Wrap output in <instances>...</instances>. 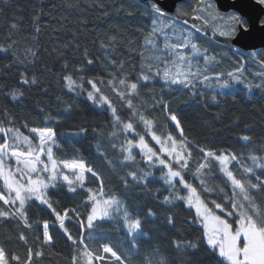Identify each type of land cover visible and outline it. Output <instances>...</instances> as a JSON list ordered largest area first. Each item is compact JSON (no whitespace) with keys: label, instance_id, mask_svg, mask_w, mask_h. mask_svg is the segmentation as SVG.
<instances>
[{"label":"trees","instance_id":"16d2710c","mask_svg":"<svg viewBox=\"0 0 264 264\" xmlns=\"http://www.w3.org/2000/svg\"><path fill=\"white\" fill-rule=\"evenodd\" d=\"M192 12L193 5L187 6L173 22L154 13L151 1L0 0V127H13L24 135H31L32 128L50 127L55 133L53 153L57 161L82 160L98 173L99 179L85 173L84 186L78 185L74 193L68 191L65 182L59 183L56 189H49L50 200L61 214L66 208L76 209L84 219V227L76 212H71L65 220L67 231L77 242L83 240L93 251L109 244L121 255L124 264H147V257L157 261L163 258L166 264H217L219 257L214 258L207 247L194 210L183 201L175 200L168 185L159 179L165 172L163 168L147 163L135 148L136 160L124 161L125 153L120 148L126 146L125 133L113 127L111 111L91 103L87 91L80 95L69 92L64 77L71 75L87 90H91L87 81L93 79L127 122L131 115L129 109L113 91L109 80L115 85L119 78L134 82L142 71L145 73L144 58L150 53L147 41L153 36L154 19L165 23L162 35L155 34L158 44L164 41L163 33H167L168 40L177 38L185 43V22L190 24ZM188 31L189 40L197 43L200 53L214 59L213 70L220 77L240 71L250 78L253 70L259 72L260 86L252 93L238 89L218 95L195 82L189 87L170 88L147 83L133 102L146 115L150 113L148 119L154 122L158 135L167 136L171 132L180 139L179 131L170 123V114L177 116L186 138L194 146L195 158L190 162L193 170L202 162L199 147H204L235 153L238 160L232 161L230 168L235 174L244 175L243 168L253 166L251 155L264 159V49L235 52L228 41L213 38L205 29L200 30L205 35L190 26ZM88 58L93 60L91 65L87 64ZM120 65H123L122 71ZM81 72L85 74L83 80ZM23 79L28 83H22ZM14 92L16 99L12 97ZM136 127L145 135L149 146L159 153L138 118ZM127 135L132 138L134 134ZM244 135L251 138L247 144L241 139ZM211 163L216 167L211 172L204 170L207 173L204 178L214 186L219 183L216 177L223 174L215 161ZM254 170L264 175V169ZM146 171L152 173L146 183L129 176L130 172L143 175ZM63 172L72 177L67 170ZM186 175L193 180L192 172ZM252 179L255 181V177ZM195 185H199L198 180ZM90 193L97 198L114 196L133 216L141 218L143 235L136 249L129 251L122 225L116 220L105 221L103 227L87 228ZM203 195L208 197L209 204L213 198L224 203L223 194L218 192ZM165 196L172 197L170 202L165 201ZM30 203L33 206L27 216L31 227H26L20 219L0 218V247L6 249L9 257L20 258L11 264H25L29 249L41 253L39 257L33 255L31 264H72L76 245L68 240L51 209L34 201ZM212 209L235 226L236 215L229 219L226 212H220L214 205ZM149 210L152 215H148ZM231 210L228 204L227 211ZM45 221L53 236L51 244L44 241ZM21 233L26 241L19 239ZM190 243L196 247L187 246ZM79 247L82 249L84 244ZM100 251L105 259L94 264H119Z\"/></svg>","mask_w":264,"mask_h":264},{"label":"snow or ice","instance_id":"6c2138e0","mask_svg":"<svg viewBox=\"0 0 264 264\" xmlns=\"http://www.w3.org/2000/svg\"><path fill=\"white\" fill-rule=\"evenodd\" d=\"M236 3H239V0H236ZM255 3L264 7V0H255ZM208 6L211 7V5ZM233 7H235V4H233ZM152 10L159 16L165 15L162 5L158 6L155 2L152 3ZM228 19L231 24L226 31L220 32V35L240 41L241 47L249 46L248 38L253 33L258 32L264 35V13L253 16L243 11H235L228 16ZM153 24H156L155 19ZM159 31L154 27L152 34ZM196 31L199 32L200 29L197 28ZM163 39L165 48L161 51L168 58L162 62L164 63L163 71H161L159 65H153L149 61L148 73L145 74L142 71L137 81L133 82L127 80V78H119L118 85H115L112 80H109V85L112 86L113 91L125 102L126 107L129 109L131 115L127 122L121 118L110 98L103 94L101 88L93 79L87 81V84L91 85V90H87L71 75H67L64 77L67 89L69 92H75L76 95L87 91V98L93 104L100 108L107 106L105 110H111L114 121L113 127L116 131H119L122 126L125 133L126 146L121 145L120 148L121 152L125 153L124 161L136 160L137 157L133 153V149L136 148L139 149L140 154L147 163L155 165L158 161L159 165L167 170L162 179L168 185V191L171 192L175 200L183 201L186 206L195 208L196 216L203 225L204 240L207 247L214 254V258L219 257L217 264H264V199H261V197H264V175L257 174L254 170L255 168L264 169V159L251 155L250 159L253 166L244 167V175H237L229 166L232 161L238 160L235 153L217 152L211 148L199 147L202 162L193 170L190 162L195 158L194 146L186 138L177 116L170 114V120L175 124L176 130L179 131L180 139L174 137L171 132L167 136L158 135L154 128V122L148 119L150 113L146 115L133 102V98L139 95L140 88L145 86L153 76L160 77L168 85L182 84L184 87H189L192 84L191 77L196 76L200 71L197 69V72H192L193 61L184 54L175 51L176 49H184L187 44H190L191 55L193 57L199 56L201 54L196 42L188 40L186 37L185 44L169 43L167 33H163ZM147 43L150 46H156L151 39ZM168 49H171L172 52L169 53ZM172 55H175L176 59H170ZM157 59L159 60V57ZM202 59L207 65L213 58L204 54ZM92 63L93 60L88 58L87 64L91 65ZM168 63L172 64L175 71L167 67ZM185 65H187V70H185ZM120 70H123V65H120ZM84 75L81 72V80H83ZM228 76L232 78L233 82H240L233 73H228ZM215 78L219 80L220 76L217 75ZM115 79H117V76L114 74L113 80ZM208 80L209 77L205 75L201 83ZM22 83L27 84V79H23ZM32 83H35V80ZM231 87L232 84L229 81L220 84L221 89H230ZM249 91H251L250 88ZM222 94L223 92L218 93V95ZM12 97L16 99L17 93L14 92ZM213 100H215V96H213ZM165 107L167 106L165 105ZM137 118L144 125L147 134L151 136V140L159 146V153L149 146L145 135L138 132L136 127ZM31 132L38 137V145L34 146L33 140L26 135H22L19 129L0 127V202L3 205V207H0V218L5 220L20 219L26 227H31L28 223L27 211L33 206L30 203L31 201L38 202L51 209L56 220L59 221V227L64 229L68 240L76 245L75 254L72 256V264H94L95 261H103L105 255H101L100 250L107 256L114 258L119 264H124L121 255L109 244H102L100 250L93 251L83 240L77 242L71 233L67 231L65 220L69 218L71 212H76L77 219L81 221V227H84V219L79 216L76 209L69 210L66 208L61 214L50 200L51 193L49 189H56L58 180L62 179L68 186V191L74 193L78 185L80 187L84 186L85 173H91L92 176L99 179L98 173L82 160L57 161L52 148V144L56 143L52 128H32ZM129 133L134 134L132 138H128L127 134ZM113 134L115 135V132ZM136 136L139 137L138 140ZM241 139L246 144L251 140L247 135L242 136ZM20 144L26 146V151L20 150L18 147ZM162 156L167 157V160L163 159ZM44 157L46 159H43ZM12 161H14V164ZM212 161L218 164L220 172L223 174L222 177H216L219 183L214 186H210L209 181L204 178L207 174L204 170L211 172L216 167L211 163ZM65 169L72 174V177L62 174ZM188 172H192L193 180L187 179L186 174ZM151 175L152 173L147 171L143 175H138L136 172L129 173L133 180L145 183ZM252 177H255V181ZM196 180L199 181V185L194 186ZM127 183L128 181L125 179V184ZM214 192L223 194L225 198L223 204L216 198L211 200V204L207 203L208 197L204 196L203 193ZM172 197L165 196V201L170 202ZM88 199L91 201V209L86 218L87 228L103 227L105 221L116 220L122 225V232L125 235L129 251L136 249L139 239L143 235V221L141 218L133 216L114 196L97 199L95 194L90 193ZM228 204H231V211H227ZM212 205L220 212H226L228 216L238 214L239 218L236 220L238 227L233 228L230 222L221 219L213 211ZM148 215H152L151 210H149ZM171 222L170 218L169 223ZM43 228L44 241L51 244L53 236L49 232L48 221L44 222ZM90 238L94 237L90 236ZM19 239L26 241L23 233L20 234ZM80 244H84L82 249L79 247ZM187 246L196 247L195 244L191 243ZM177 247L179 248L180 245L178 244ZM33 255L39 257L41 253L29 249L25 264H31ZM146 259L147 264H166L163 258L158 261L153 257H147ZM11 261L19 262L20 258L16 255L9 257L6 249L0 247V264H11Z\"/></svg>","mask_w":264,"mask_h":264},{"label":"rangeland","instance_id":"374dc122","mask_svg":"<svg viewBox=\"0 0 264 264\" xmlns=\"http://www.w3.org/2000/svg\"><path fill=\"white\" fill-rule=\"evenodd\" d=\"M211 17H212V19H214L216 17V14L215 13H212L211 14ZM155 20H156V24H154V26L152 27V30H153L154 27L157 28L158 30H160L159 31V34L161 36L162 35L161 30H163L165 28V23L162 20H160L159 18H157ZM213 26H216V25H213ZM216 32L218 33L219 31L217 30ZM151 40L154 41V43H155L156 46H150L151 47L150 53L145 55V58H144V60H145L144 65L146 66L145 74H147L148 71H149V65H148V62L149 61H151L153 65H159L161 71H163L164 63H162V62L163 61H166L168 59L165 56V53L163 51H161L162 49L165 48V42L163 41V42H161V43L158 44L157 43V37L155 36V34H153ZM188 40H189V38H188ZM168 42L169 43H177V44H185L186 43V41H184L185 43H183L182 41L180 42L177 38H175V39L174 38H170V40H168ZM175 51L177 53L184 54L188 59H191L193 61L192 66H191L192 72H197V69L200 70L199 73L196 76H192L191 77L192 84H193V82L199 83L201 85L202 89L208 90L209 92H211L213 94L220 93V92H223V94L233 93V92H235L238 89H244L246 92L252 93V91H253L254 88H257V86H260L261 81H259V76H260L259 75V72L255 73V71L250 70V74H252V75L249 78V75L247 73L240 72V71H235V73H233V75L239 79V81H240L239 83L233 82L232 81V78L229 77L228 74L225 75L224 77H220V79L217 80L215 77L217 75H219V74L216 73V72H214V70H213L214 68H216V62L214 61V59H212L211 62L206 65L205 62H204V60L202 59V56L205 53H200L201 55L193 57L191 55V51L192 50H191V45L190 44H187V46L184 49H176ZM155 52L162 59L158 60L156 58V56L154 57V55H155L154 53ZM168 52L170 53V52H172V50L171 49H168ZM170 59H173L174 60V59H176V56L175 55H172L170 57ZM167 67L170 68V69H172L173 71H175V69L173 68V66H172L171 63H168L167 64ZM185 70H187V65H185ZM205 75L209 77V80L208 81H204L203 83H201V81L203 80V77ZM224 81H229L232 84V87L230 89H221L220 88V84L223 83ZM147 83L163 84L164 86H166L168 88H170L172 86H183L182 84L181 85H168V84H165L163 82V80L160 77H157V76H153L152 79H150ZM249 88L251 89V91H249ZM91 103H93V102L91 101ZM106 107L107 106H105V108ZM120 129L123 130L122 126L120 127ZM22 135H24V134H22ZM26 136L30 137L33 140L34 146L35 145H38L39 139H38V137L36 136L35 133L32 132L31 135H26ZM150 139H151V136H150ZM152 142L154 143L155 146H157L159 148V146L156 145L154 141H152ZM18 147L20 148V150L26 151V146L24 144H20V145H18ZM54 147H55V144H52V148H54ZM137 150L139 151V149H137ZM162 158L165 159V160H167V157H163L162 156ZM43 159H46V157H44ZM12 163L14 164V161H12ZM155 166L162 167L163 168V166L159 165L158 161L156 162ZM163 170L165 172L167 171L166 169H163ZM62 174H64V172ZM45 175H47V174H45ZM159 179L163 181L162 177H160ZM62 181H63L62 179L58 180V184L59 183L60 184H65L64 181L63 182ZM103 198L104 197L97 198V199H103ZM36 203L39 205L38 202H36ZM42 206L48 208L46 205H42ZM192 209L195 212V208H192ZM236 216H237V219H238L239 218L238 214H236ZM231 217L232 216H228L229 219H231ZM221 219H225V218H222L221 217ZM197 220L199 222V218L198 217H197ZM200 224H201V226L203 228V225H202L201 222H200ZM235 227H238V225L235 224V226H233V228H235ZM203 231H204V229H203Z\"/></svg>","mask_w":264,"mask_h":264},{"label":"flooded vegetation","instance_id":"af4514ba","mask_svg":"<svg viewBox=\"0 0 264 264\" xmlns=\"http://www.w3.org/2000/svg\"><path fill=\"white\" fill-rule=\"evenodd\" d=\"M190 5H193L192 14L194 15L190 17V24H188L187 20L185 22L187 38H189L188 26H190V28L192 27L195 30L197 28H199L200 30L205 29L213 36V38H216L219 41H228L231 44L232 39L220 35V32L226 31L228 29V26L231 24L228 16L235 11L232 10L221 12L216 8L215 2L213 0H187L179 2V4L175 6V12L174 14H172L173 16H168L167 14H165L163 17L175 22L177 20L175 17L179 15V12L186 11V7H190ZM208 5H211V7H209ZM212 13L216 14V17L214 19H212L211 17ZM217 30L219 31L218 33L216 32ZM198 33L200 35H205V33H203L202 31H199Z\"/></svg>","mask_w":264,"mask_h":264},{"label":"water","instance_id":"95a60500","mask_svg":"<svg viewBox=\"0 0 264 264\" xmlns=\"http://www.w3.org/2000/svg\"><path fill=\"white\" fill-rule=\"evenodd\" d=\"M143 2L151 1L155 2L158 6L162 5V10L167 15L174 14V9L179 2L187 1V0H141ZM215 2L216 8L219 11L227 12V11H243L245 13H250L253 16H258L261 13H264V7L257 5L255 0H239V3H236V0H213ZM235 4V7H233ZM247 47H241L240 41L236 39H232L231 46L236 47L243 52H255L256 50L264 49V35L256 32L253 33L251 37L248 38ZM172 126L173 124L170 120Z\"/></svg>","mask_w":264,"mask_h":264},{"label":"built area","instance_id":"2783aa9c","mask_svg":"<svg viewBox=\"0 0 264 264\" xmlns=\"http://www.w3.org/2000/svg\"><path fill=\"white\" fill-rule=\"evenodd\" d=\"M232 50L235 51V52H238V50L236 48H232Z\"/></svg>","mask_w":264,"mask_h":264}]
</instances>
